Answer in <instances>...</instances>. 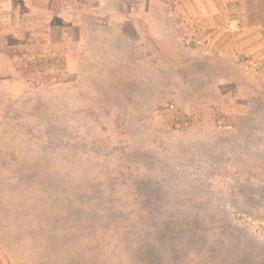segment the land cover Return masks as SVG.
Returning <instances> with one entry per match:
<instances>
[{"label":"rangeland","instance_id":"374dc122","mask_svg":"<svg viewBox=\"0 0 264 264\" xmlns=\"http://www.w3.org/2000/svg\"><path fill=\"white\" fill-rule=\"evenodd\" d=\"M190 6L0 0V264H264V69Z\"/></svg>","mask_w":264,"mask_h":264},{"label":"crops","instance_id":"0c3cea01","mask_svg":"<svg viewBox=\"0 0 264 264\" xmlns=\"http://www.w3.org/2000/svg\"><path fill=\"white\" fill-rule=\"evenodd\" d=\"M191 34H205L206 51L264 69V0H187ZM180 7L184 0H179ZM180 9V8H179Z\"/></svg>","mask_w":264,"mask_h":264}]
</instances>
